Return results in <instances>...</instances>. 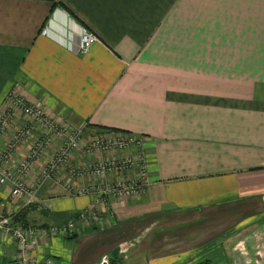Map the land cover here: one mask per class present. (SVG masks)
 <instances>
[{
  "label": "crops",
  "instance_id": "crops-1",
  "mask_svg": "<svg viewBox=\"0 0 264 264\" xmlns=\"http://www.w3.org/2000/svg\"><path fill=\"white\" fill-rule=\"evenodd\" d=\"M81 27L99 40L85 55L68 48ZM12 91L54 124L138 137L148 162L145 194L111 201L101 224L78 223L33 256L96 264L117 250L116 264H264V0H0V108ZM35 126L27 142L42 134ZM25 153L26 143L15 162ZM8 186L0 208L17 211ZM37 196L20 211L25 224L60 226L90 204L52 181ZM2 248L7 264L15 245Z\"/></svg>",
  "mask_w": 264,
  "mask_h": 264
},
{
  "label": "built area",
  "instance_id": "built-area-1",
  "mask_svg": "<svg viewBox=\"0 0 264 264\" xmlns=\"http://www.w3.org/2000/svg\"><path fill=\"white\" fill-rule=\"evenodd\" d=\"M46 33L47 29L42 28L40 34ZM98 41L96 34L81 27L76 42H69L68 48L78 55H85ZM7 102L8 106L0 108V139L12 126L16 114H21L25 121L13 131L0 155V185L9 182L10 197L22 204L17 211L0 208V252L9 239L15 245V252L7 264H55L50 256L38 258L32 255L36 244L51 238L68 239L80 229L78 223L86 226L101 224L102 215L110 212L111 201L145 194L150 183L144 146L138 137L129 133L86 134L84 123L71 126L74 129L70 132L71 128L54 124L40 106L28 104L17 91L8 94ZM35 125H41L62 141L57 151L41 166L34 182L28 184L29 172L50 147V135L49 142L48 137L35 141L30 153H25L17 162L14 173H6L3 165L13 161L32 136ZM76 156L81 160L75 162ZM49 181H54L72 197H89L90 204L60 226L25 224L17 215L21 210L39 204V188ZM96 264H113V258L104 254Z\"/></svg>",
  "mask_w": 264,
  "mask_h": 264
},
{
  "label": "rangeland",
  "instance_id": "rangeland-1",
  "mask_svg": "<svg viewBox=\"0 0 264 264\" xmlns=\"http://www.w3.org/2000/svg\"><path fill=\"white\" fill-rule=\"evenodd\" d=\"M24 118H23V120L21 121V123H19V126H21L22 124H24ZM79 124H81V123H79ZM79 124H77V125H74V127L75 126H78ZM35 127V126H34ZM63 127H65V128H68V129H70L71 127L70 126H64L63 125ZM74 128L72 127L71 129H70V132L73 130ZM34 132H36L35 130L33 131V133L31 132V134H35ZM101 132H105V131H100V133ZM40 133H42V134H40V135H38L37 136V139H46V137H48V142H49V136L48 135H50V139H51V142H50V144H49V146H51L52 147V145L54 144L55 146H57V149L59 148V145H60V143H61V141H62V138L60 139V138H57L58 136H54V135H51L50 134V132H48V131H45L44 129H42L41 130V132ZM30 134V135H31ZM66 134H68V132L66 133ZM45 135H47V136H45ZM59 140V141H58ZM28 141V140H27ZM25 142L26 143V145H27V153L26 154H29L30 153V150H31V148H32V145H34V143L35 142H32V143H30V142ZM47 142V141H46ZM47 142V143H48ZM24 143V144H25ZM24 146V145H23ZM4 147H5V144H2L1 145V143H0V155H1V153H2V151H3V149H4ZM57 149L55 150V152L57 151ZM54 152V153H55ZM53 153V154H54ZM45 154H47L46 152L44 153V155ZM39 160H42V157H39L38 158ZM18 162V161H17ZM17 162H15V157H14V159H13V161H11L10 163H8V164H5V165H3V167H4V171L6 172V173H9V174H12V173H14L15 172V170H16V167H17ZM9 176V175H8ZM9 178V177H8ZM54 182V181H53ZM55 183V182H54ZM56 184V183H55ZM7 185H9L8 186V188H10V183L9 182H6L5 183V186H7ZM56 186H57V184H56ZM22 212V211H21ZM21 212H19V213H21ZM22 214V213H21ZM120 247V246H119ZM241 251V250H240ZM241 252H244V251H241ZM118 252H117V250H115L114 251V253H108V255H110L112 258H113V264H116V260H117V257L116 256H118V254H117ZM120 254H122V253H120ZM204 261V260H203ZM201 262V261H200Z\"/></svg>",
  "mask_w": 264,
  "mask_h": 264
},
{
  "label": "trees",
  "instance_id": "trees-1",
  "mask_svg": "<svg viewBox=\"0 0 264 264\" xmlns=\"http://www.w3.org/2000/svg\"><path fill=\"white\" fill-rule=\"evenodd\" d=\"M20 218L21 217V213H19L18 215H17V218ZM19 220V219H18ZM196 264H214L213 262H211V261H209V260H204V261H201V262H198V263H196Z\"/></svg>",
  "mask_w": 264,
  "mask_h": 264
}]
</instances>
